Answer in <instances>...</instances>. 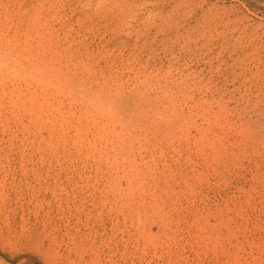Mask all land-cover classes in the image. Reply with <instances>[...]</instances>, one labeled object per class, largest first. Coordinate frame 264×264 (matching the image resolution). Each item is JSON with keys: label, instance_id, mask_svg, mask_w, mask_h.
<instances>
[{"label": "rangeland", "instance_id": "1", "mask_svg": "<svg viewBox=\"0 0 264 264\" xmlns=\"http://www.w3.org/2000/svg\"><path fill=\"white\" fill-rule=\"evenodd\" d=\"M90 2L0 0V264H264V0Z\"/></svg>", "mask_w": 264, "mask_h": 264}, {"label": "bare ground", "instance_id": "2", "mask_svg": "<svg viewBox=\"0 0 264 264\" xmlns=\"http://www.w3.org/2000/svg\"><path fill=\"white\" fill-rule=\"evenodd\" d=\"M83 1L84 0H76V2L78 3V10L80 11V12H87V11H91V10H93V8H91V2H90V4H83ZM99 2L96 4V8H95V10H97V9H99V7H103V5L105 4V3H112V2H116V1H119V0H98ZM132 2H133V9H131L132 10V16H131V20H129L124 26V36H123V38H117V41H119V40H121V42L122 43H124L125 41L126 42H128L129 40H130V38H131V36H132V33H133V35H134V31H135V25H136V21L137 20H139V16H141L139 13L144 9V11H145V8H146V6L147 5H149V3H148V0H132ZM116 14L117 13H122L123 12V9L121 8V6H119V7H117L116 9ZM75 11V10H74ZM147 12V11H146ZM114 14V13H113ZM113 14H111V15H113ZM118 15V14H117ZM121 15V14H120ZM119 15V16H120ZM121 17V16H120ZM236 18V17H235ZM238 18V17H237ZM115 19H117V17L115 18ZM118 20V19H117ZM240 20V19H239ZM115 21V20H114ZM232 21H234V20H232ZM236 21V20H235ZM112 22H113V20H112ZM132 22H135V25L134 24H132ZM240 22V21H239ZM241 23V22H240ZM137 26V25H136ZM138 28V27H137ZM241 30V29H240ZM233 31V30H232ZM150 32V31H149ZM251 32V31H250ZM146 33V32H145ZM263 33V32H262ZM119 34V33H118ZM117 34V35H118ZM137 34V33H136ZM135 34V35H136ZM144 34V33H143ZM151 34V33H150ZM150 34H149V37H152V40L154 39L155 40V36L156 35H154V37L153 36H150ZM153 34H155V33H153ZM152 34V35H153ZM134 35V37L136 38H138L139 36H135ZM145 36V35H144ZM112 38H115L116 39V36L114 37H112ZM111 38V39H112ZM147 38H148V34H147ZM163 38V37H162ZM165 38H166V36H165ZM144 39H146V37H144ZM149 39V38H148ZM132 41H133V39H131ZM135 40V39H134ZM163 40V39H162ZM161 40V41H162ZM167 40V39H166ZM131 41V42H132ZM139 41V40H138ZM145 41V40H144ZM147 42H148V40H146ZM150 41L151 40H149V43H150ZM157 41V40H156ZM110 42V41H109ZM126 42H125V44H126ZM42 42H38V50H44V46L41 44ZM51 42H49V44H50ZM106 43H108V42H106ZM115 43H119V42H115ZM161 43V42H160ZM162 43H164V42H162ZM110 44H112L111 42H110ZM128 44V43H127ZM140 44V43H139ZM151 44V43H150ZM134 45H135V43H134ZM142 45V44H141ZM144 45V44H143ZM142 45V46H143ZM146 45V44H145ZM162 45V44H161ZM147 46V45H146ZM149 46V45H148ZM49 47V46H48ZM53 47H55V48H60V46H58L57 44H51V47H49V49H52ZM133 47V46H132ZM136 47V46H135ZM142 48V47H141ZM141 48H139V49H141ZM146 48V47H145ZM30 49H32L33 50V48L31 47V46H29V48L26 50V51H23V52H21V55L22 56H28L27 54H28V50H30ZM128 49H129V46H128ZM149 49H150V47H149ZM162 49V48H161ZM132 49H130V51H131ZM152 50V49H151ZM134 51V50H133ZM136 51H142V50H136ZM168 51H170V50H168ZM129 52V51H128ZM29 53H31V50L29 51ZM139 53V52H138ZM142 53V52H141ZM152 53V52H151ZM151 53H150V55H151ZM131 54V53H130ZM163 54H166V53H163ZM142 54H140V55H137V56H139V59H140V56H141ZM136 56V55H135ZM133 57V56H132ZM134 58V57H133ZM136 59H137V57H136Z\"/></svg>", "mask_w": 264, "mask_h": 264}]
</instances>
